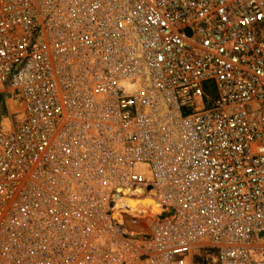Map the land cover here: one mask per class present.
Wrapping results in <instances>:
<instances>
[{"label": "built area", "instance_id": "built-area-1", "mask_svg": "<svg viewBox=\"0 0 264 264\" xmlns=\"http://www.w3.org/2000/svg\"><path fill=\"white\" fill-rule=\"evenodd\" d=\"M0 264H264V0H0Z\"/></svg>", "mask_w": 264, "mask_h": 264}, {"label": "bare ground", "instance_id": "bare-ground-1", "mask_svg": "<svg viewBox=\"0 0 264 264\" xmlns=\"http://www.w3.org/2000/svg\"><path fill=\"white\" fill-rule=\"evenodd\" d=\"M7 105L9 108L12 107V104L11 102H7ZM146 204V203H145ZM148 204L151 206L150 208V211L154 214V213H157L159 210H158V207L157 205L152 202V201H149ZM144 206L143 203H141L139 200L137 201H132L130 203V210H129V213H138V212H141L142 211V207Z\"/></svg>", "mask_w": 264, "mask_h": 264}]
</instances>
